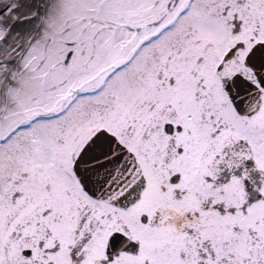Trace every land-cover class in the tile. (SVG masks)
Returning a JSON list of instances; mask_svg holds the SVG:
<instances>
[{
    "label": "snow or ice",
    "instance_id": "snow-or-ice-1",
    "mask_svg": "<svg viewBox=\"0 0 264 264\" xmlns=\"http://www.w3.org/2000/svg\"><path fill=\"white\" fill-rule=\"evenodd\" d=\"M0 264H264V0H0Z\"/></svg>",
    "mask_w": 264,
    "mask_h": 264
}]
</instances>
